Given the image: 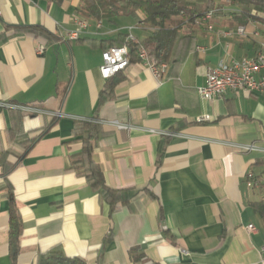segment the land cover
<instances>
[{"label": "crops", "instance_id": "1", "mask_svg": "<svg viewBox=\"0 0 264 264\" xmlns=\"http://www.w3.org/2000/svg\"><path fill=\"white\" fill-rule=\"evenodd\" d=\"M215 4L179 64L157 80L129 63L95 110L107 84L101 53L121 34L139 41L151 30L131 16L87 19L80 0H0V103L37 110L0 107V264H12L10 205L21 223L16 264L55 249L94 264L108 235L101 264H135V246L160 264H264L263 97L196 92L208 68L255 57L264 13L244 18L227 0ZM82 119L101 126L92 158L106 185L135 193L112 214L70 168Z\"/></svg>", "mask_w": 264, "mask_h": 264}, {"label": "trees", "instance_id": "2", "mask_svg": "<svg viewBox=\"0 0 264 264\" xmlns=\"http://www.w3.org/2000/svg\"><path fill=\"white\" fill-rule=\"evenodd\" d=\"M79 12L87 19L96 22L111 20L117 17H134L137 23L151 34L142 40L132 42L128 35L121 34L118 44L109 47L125 45L128 51L129 63L140 61L138 51L143 47L149 57L157 63H166L167 67L179 64L186 53L193 47L192 40L196 24L204 15L218 6L215 0H80ZM232 6L240 8L239 17H251L252 14L264 13V0H227ZM27 32H38L35 27L24 28ZM108 47V48H109ZM107 48V49H108ZM121 72V71H120ZM119 72V73H120ZM107 79L105 89L98 96L95 110L111 95L113 81L119 74ZM112 81V83H111ZM72 133L81 143L79 152L70 155V168L84 177L89 187L96 191L108 205L112 214L120 206L129 203L134 196L131 188H110L104 181L103 174L94 162L92 153L97 139L102 134L99 123L89 119L77 120L73 123ZM159 157L164 148L159 145ZM158 159V163H159ZM21 223L15 208L9 209V257L12 264H16L18 256V239ZM110 240V235L104 238L97 260L94 264H101L104 244ZM128 256L135 264H160L147 261L139 247L128 250ZM35 264H89L77 257H68L61 250L55 249L38 254Z\"/></svg>", "mask_w": 264, "mask_h": 264}, {"label": "built area", "instance_id": "3", "mask_svg": "<svg viewBox=\"0 0 264 264\" xmlns=\"http://www.w3.org/2000/svg\"><path fill=\"white\" fill-rule=\"evenodd\" d=\"M213 11L207 12L203 19H210ZM77 29L70 32L68 37L76 40L84 28V23L77 22ZM238 33H243V28L238 29ZM132 42H137L132 36H128ZM42 48L38 47V52ZM138 59L142 62L151 72L152 76L160 80L166 70V63H157L152 60L143 47L139 48ZM102 64L99 67L100 76L102 79L107 80L120 71H123L129 65L128 51L125 45L109 47L101 53ZM243 91L252 94H259L263 97L264 101V44L260 45L255 57L242 58L240 60H231L227 63H220L215 68H208L205 75L204 84L196 89L199 98L205 101H210L219 98L227 91ZM0 107L17 109L24 112L33 113L36 109L13 105L2 104ZM207 117L202 118L206 120ZM119 129H129L130 126L116 124ZM250 231H254L253 226H248ZM264 251V246L262 247Z\"/></svg>", "mask_w": 264, "mask_h": 264}]
</instances>
